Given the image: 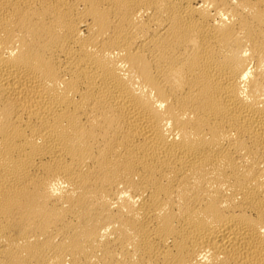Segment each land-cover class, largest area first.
Masks as SVG:
<instances>
[{
	"label": "bare ground",
	"instance_id": "bare-ground-1",
	"mask_svg": "<svg viewBox=\"0 0 264 264\" xmlns=\"http://www.w3.org/2000/svg\"><path fill=\"white\" fill-rule=\"evenodd\" d=\"M0 264H264V0H0Z\"/></svg>",
	"mask_w": 264,
	"mask_h": 264
}]
</instances>
